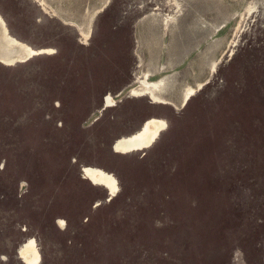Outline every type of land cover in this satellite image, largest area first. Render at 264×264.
<instances>
[{
	"label": "rangeland",
	"instance_id": "rangeland-1",
	"mask_svg": "<svg viewBox=\"0 0 264 264\" xmlns=\"http://www.w3.org/2000/svg\"><path fill=\"white\" fill-rule=\"evenodd\" d=\"M45 1L0 0V264H264V0Z\"/></svg>",
	"mask_w": 264,
	"mask_h": 264
},
{
	"label": "bare ground",
	"instance_id": "bare-ground-1",
	"mask_svg": "<svg viewBox=\"0 0 264 264\" xmlns=\"http://www.w3.org/2000/svg\"><path fill=\"white\" fill-rule=\"evenodd\" d=\"M37 1L44 9L48 10L49 5L45 0H35ZM251 12V11H250ZM173 17V16H172ZM176 17V16H175ZM171 17H165V20L168 21ZM174 18V17H173ZM1 20V18H0ZM3 20V19H2ZM1 20V21H2ZM164 20V21H165ZM172 20V19H171ZM174 22V21H173ZM3 23V22H2ZM7 28V27H6ZM1 32V31H0ZM10 36V35H9ZM7 40V39H6ZM4 40V41H6ZM12 42V41H11ZM10 43V42H9ZM12 47V46H11ZM20 47V45H19ZM17 50V49H16ZM31 55L38 54V53H44L45 51L43 49L39 50H30L29 51ZM21 59V58H20ZM13 62V61H11ZM16 62V61H15ZM149 75V74H148ZM166 79V78H165ZM159 83H151L147 81L145 78L139 80V87L134 88L132 90V96H142V95H148L154 102H165L162 100V97H158L154 93L155 87H157ZM162 85V83H161ZM160 87V86H159ZM202 85H198L197 89L201 88ZM186 88V87H185ZM162 90V89H161ZM196 90L194 88H191L190 86L184 89L182 99H181V105L184 104V102L187 100L188 97L194 94ZM159 92V91H158ZM107 98V97H106ZM113 102V101H112ZM152 119V118H151ZM164 125V122L162 120L156 119L154 121L148 122L145 127L141 128L137 133L131 134L129 136H122L119 139H117L115 142V150L119 153H127L132 151L136 146V139L142 140V142H149V140L156 134L157 130L161 128ZM164 127V126H163ZM156 136V135H155ZM140 142V141H139ZM146 145V144H145ZM142 147V146H141ZM139 149V148H138ZM90 172V171H89ZM88 172V173H89ZM98 174V173H97ZM92 179V178H91ZM98 179V178H97ZM98 181V180H97ZM102 183V182H101ZM109 185L110 190L113 189L112 182L107 181L106 182ZM103 185V184H102ZM105 186V185H104ZM118 189V188H117ZM109 190V189H108ZM116 192V191H115ZM35 249V248H34ZM31 242L29 241L27 244L22 246L20 248V252L23 255L24 260L30 262L33 260L36 261V253L34 251ZM39 259V258H38ZM38 262V261H37ZM36 262V263H37Z\"/></svg>",
	"mask_w": 264,
	"mask_h": 264
},
{
	"label": "crops",
	"instance_id": "crops-1",
	"mask_svg": "<svg viewBox=\"0 0 264 264\" xmlns=\"http://www.w3.org/2000/svg\"><path fill=\"white\" fill-rule=\"evenodd\" d=\"M149 16H146V17H142V18H139L138 21L134 24V31H135V37L138 39V51H139V54H140V64H139V67L141 68V70L143 69V60H141V48H142V40H144L145 36H146V25L148 23V21H151L149 20L150 16H154L158 22V24L162 25L163 24H166L168 21L165 20V18H161L160 15L161 12H153V13H147ZM142 15H145V12H142ZM165 20V21H164ZM163 21V22H162ZM156 22V21H155ZM156 22V23H157ZM207 54H206V58H205V63L202 67V69H204L202 72H200V74L198 76H196L195 78H192L191 79V83L190 82V79H186L187 80V84L189 86H191V88H197L198 85H204V83H207L209 81V74L212 75L213 72H214V56L213 54L209 56V50L207 49ZM148 77L145 76V79L147 80ZM187 86V87H189ZM186 87V88H187ZM185 88V89H186ZM180 104V103H179ZM181 106V105H180Z\"/></svg>",
	"mask_w": 264,
	"mask_h": 264
},
{
	"label": "flooded vegetation",
	"instance_id": "flooded-vegetation-1",
	"mask_svg": "<svg viewBox=\"0 0 264 264\" xmlns=\"http://www.w3.org/2000/svg\"><path fill=\"white\" fill-rule=\"evenodd\" d=\"M40 5V4H39ZM42 7V6H41ZM42 9L43 10H45L43 7H42ZM46 11V10H45ZM88 37V34L86 33V34H84V38H87ZM38 54H41V53H38ZM141 79H143V78H141ZM141 79H138V81L139 80H141ZM202 88V87H201ZM200 89V88H199ZM199 89H197V90H199ZM133 90V89H132ZM132 90H131V96H132ZM195 93V92H194ZM142 96H148V95H142ZM192 96V95H191ZM190 96V97H191ZM133 97H141V96H133ZM149 97V96H148ZM190 97H188L187 98V100L190 98ZM149 99L153 102V103H159V102H154L150 97H149ZM187 100L184 102V104L187 102ZM113 100L110 98V97H107V98H105V106H111V105H113V102H112ZM184 104L183 105H181V106H184ZM116 141V140H115ZM115 143L116 142H114L113 143V150L115 151V152H117L116 150H115Z\"/></svg>",
	"mask_w": 264,
	"mask_h": 264
}]
</instances>
